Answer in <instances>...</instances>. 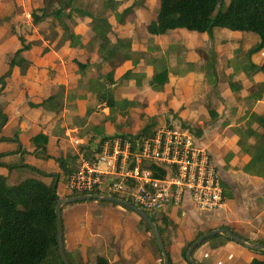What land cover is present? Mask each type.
Returning <instances> with one entry per match:
<instances>
[{
  "label": "crops",
  "instance_id": "0c3cea01",
  "mask_svg": "<svg viewBox=\"0 0 264 264\" xmlns=\"http://www.w3.org/2000/svg\"><path fill=\"white\" fill-rule=\"evenodd\" d=\"M223 1L226 4L228 0ZM18 7V0H0V75L7 69V62L10 56L20 47V36L26 42L40 40V43L32 44L29 49L21 52V55L27 60V63L21 66H15L12 69L10 78L0 93V109L7 116L6 122L0 130L1 134L6 128L10 129L13 134L16 131L22 134L19 136L20 144L18 150L16 149L17 146L0 141V153H6V155L0 158V162L2 165H13L19 159L20 152L25 150L30 153V157H33L30 164L46 172L57 173L60 172V169L54 158L58 156L61 149L71 151L72 154L77 155L78 164L80 158H85L80 150L81 147H88L91 156L97 142L102 137L94 134L95 138H91L92 140L89 138L86 141L76 133L75 127L69 128L64 123V136L61 142L58 135L60 133H57V129L59 130L60 127H58L57 121L67 115L65 113L58 114L57 111L49 109L46 103V98L50 95L51 87L54 84L61 83L70 86L72 79H75L76 84L79 82L80 77L78 72L75 76V71H73L72 76L69 75L63 59L65 55H67V59L71 58V60H83L88 57L90 48L87 46V43L93 35L89 25L90 18L88 16L74 17L73 31L81 35L80 46L71 48L67 43H64L61 47L55 49L52 43H49L43 38V34H47L48 30L42 29L40 23L37 25L33 24L30 13L26 11L24 4L22 5L24 20L22 25H20V16H14ZM138 10L140 16H135V23L133 24L129 21L131 16H126L120 25L116 24L114 16H106L114 28L108 38L114 41L118 37H131L132 51H146L148 41L150 40L161 47L166 44H174V41H181L183 43V46L188 49L185 52V56L177 57V52L171 51L173 54H170L167 84L163 86H150L148 84V88L154 92L161 94L170 92V96L167 99L168 107L173 108L179 115H191L188 114V105H186V110H181V106L179 105L183 102L188 104L189 99L192 101L194 93L200 97L199 99H201L202 103H194L193 106H198V104L199 106H203V117L211 115L210 112L212 111L214 117H219L222 104L229 105L228 109L230 112L233 106L235 120L248 109L264 116V91L262 92L261 98L254 103L247 99V95L250 92L258 89L257 87L249 90L250 87L257 84H264V72L251 74L241 69L234 71L233 66L227 63L228 60L234 58L235 52L238 50L240 51L238 56L242 57L258 41L255 36L246 32L215 27L212 30L211 36H208L207 33H201L200 36L196 37L188 32H183L179 34V38L175 37L173 42H167L165 38L167 32L161 34L156 30L155 13L157 9L151 13L145 7ZM125 22L126 24L123 25ZM12 23H15V29H12ZM29 32L31 34H28ZM193 37L196 41L191 45V39ZM157 45H154L153 49L156 50L155 47ZM201 45L203 46V58H200L195 53L196 51L194 52L195 49H200ZM91 50H94V48ZM158 52L163 51L157 50L155 56L160 54ZM212 55L215 75L212 77V83H208L204 71L201 72L198 68L201 65H205L206 60L209 57L211 58ZM100 61L98 56H96L94 60L95 66L92 70L97 69ZM250 61L256 65L263 63L264 47L256 53H253L250 56ZM186 62L193 63V69L184 76L176 75L174 71L177 68L183 67L182 65ZM103 64L108 65L105 62ZM71 65L74 66L73 63ZM132 68H134L133 70L135 72H144L146 76L144 80L150 79L153 73L152 67L146 65L144 59L141 57L135 67H133L130 61H124L123 65L119 67L121 71L119 69L115 71V79H118L125 70ZM74 69L76 70V68ZM234 84L239 85V89H234ZM185 85L188 87L184 88ZM177 87L182 89H176ZM179 90L181 91V100H178L175 95H172ZM238 92L241 95L236 96H241V104L238 105L236 103L233 105L231 103L233 101L235 103L234 95L238 94ZM138 93L140 94V92ZM146 95L144 93L142 102L139 100L140 97L138 98L135 94L132 96L123 95L121 97L137 101V106L140 108L145 107L141 111L145 112L146 116H153V111L157 106L154 107L152 103L158 99V96H155L150 101ZM160 99L162 102L165 99V95L160 96ZM91 113H94V111L90 112L88 116ZM107 114L108 109L106 108V112L102 115ZM234 124L235 121L233 124L230 123V125ZM83 125L86 126V124ZM160 126H165V124ZM166 126L180 125L170 124ZM221 128L228 130V127ZM59 131L62 132L63 129ZM106 133L107 130L105 128L104 135L108 136L109 134ZM39 134L43 137L36 141L33 140ZM232 137L234 142L230 150L236 151V136L232 135ZM74 138H77L79 143L74 144ZM213 146L214 144L210 139L203 146L207 148L211 156L212 152L209 150V147L212 149ZM226 153L220 151L218 154H221V158L223 159ZM239 153L244 157L243 166L248 157L242 152ZM239 153H236L235 156ZM45 154L48 157H44ZM225 168L228 170L231 167L227 166ZM0 174L4 176L3 173L0 172ZM41 180L48 184L51 179L48 177ZM59 183H62L64 188L62 194H59L62 198L68 195L69 192L66 189L65 181H60ZM227 200L230 199L224 198L223 202L225 203ZM82 209L84 210L79 209L75 204H64L60 212L65 247L71 255L74 264H93L95 256L103 257L107 261V264H160V259L149 245L148 234L142 229L139 224V216L134 212L118 204L113 206L97 201H86ZM128 212L133 213V215H129ZM165 217L168 222L171 221L173 225H177L175 230L171 231L169 224L164 225L158 221L163 228L162 236L167 243L166 250L169 253L171 264H188L181 256V247L186 241L192 238L193 231L200 228V222L202 221L199 219V223H197L194 220H190L186 218L185 211L182 213L178 209L169 210ZM203 246L198 249L196 248L197 250L195 249L193 252V255L197 252V255H195L197 258L195 259L201 263L205 261L204 263L207 264H238L243 259L248 263L255 257L253 255L251 256V249L235 241L234 244H229L227 241L223 245H217V247Z\"/></svg>",
  "mask_w": 264,
  "mask_h": 264
},
{
  "label": "trees",
  "instance_id": "16d2710c",
  "mask_svg": "<svg viewBox=\"0 0 264 264\" xmlns=\"http://www.w3.org/2000/svg\"><path fill=\"white\" fill-rule=\"evenodd\" d=\"M79 3V0H42V5L33 9L30 12V16L33 24L36 25L48 21L49 33L43 34V38L49 43L53 42L57 35L56 29H59L58 44L54 45V48H58L64 43H67L71 48L80 46L81 35L73 31L74 17L88 16L90 18L89 25L93 35L87 43V46L90 49L94 48L101 62L107 63L110 69L102 73L98 68L92 70L91 63L88 59H74L73 64L80 77V82L76 84V88L78 87L84 92L77 94V96L81 100L87 98V94L94 98L98 104L108 109V114L102 118L103 122L109 120L111 123H114L115 117L127 116L129 110L137 106V102L133 99L126 97L115 98L114 89L117 80L133 79L135 85L140 86L146 77L144 72H135L133 69H127L118 79H115V67L124 61H130L134 66L141 57L133 56L131 38L118 37L114 41L108 38L114 28L106 16L93 14L84 6H80ZM157 3L155 23L156 30L161 34H165L170 30L184 29L197 33H207L208 36H211L212 30L215 27L256 34L258 41L242 57L238 56L239 50L235 52L234 58L228 60L227 63L233 66L234 71L241 69L251 74L264 72V62L256 65L250 61V56L264 47V0H228L224 9H221L223 0H157ZM134 5L132 3L131 6L124 8L122 11H117V3L111 2V0H104L102 9L111 10L114 14L116 24L120 25L123 23L126 15L132 11ZM19 41L20 47L10 56L8 68L0 76V91L4 88L5 81L10 77L12 69L15 66H21L27 63V60L21 55V52L29 49L32 44L40 43L37 40L26 42L22 36L19 37ZM173 47L169 45L167 49L171 50ZM149 50H152L151 46ZM144 62L153 69V73L149 79V85H166L170 67L167 53H162L159 56H148ZM182 66L174 71L176 75L184 76L193 69V63L190 62H186ZM198 69L201 72L204 71L207 82L212 83V77L215 75L213 55L206 60L205 65H201ZM58 88L59 90L56 91ZM58 88L54 91L51 87V93L46 98V103L48 105L55 104L57 111H59L63 99V87L58 86ZM234 89H239V85L234 84ZM263 91L264 84H260L257 90L247 95V99L254 103L261 98ZM85 93L87 94L85 95ZM69 95L71 96L72 94L70 93ZM91 111L92 109H87L84 117H87ZM210 113L213 115V111ZM6 119L5 112L0 109V130L6 122ZM83 124H85L84 119L82 120ZM155 127L156 123L151 118H148L139 132L132 137H149L153 134L156 129ZM221 127H228L229 132L236 136V151L229 150L224 155L225 167L229 166L228 163L236 153L242 152L248 159L241 170L248 175L264 179V116L248 109L235 120L234 125H230V122L225 120L221 123ZM115 128L118 129L117 127ZM91 130L94 134L102 136L100 138L101 140L111 137L104 135V123L101 125H93ZM121 136L129 135L125 134ZM42 137L39 134L33 140L36 141ZM15 139L17 141V138ZM82 148L80 150L83 156L90 158L89 148L85 146ZM4 155L6 153H0V158ZM54 159L60 172L48 173L35 166H30L38 175L50 177L51 180L48 184L40 178L28 177L17 184L7 186L5 177L0 174V264H63L57 244L55 206L58 199L61 198L57 192V187L60 181L66 182L68 176L76 168L78 158L71 151L61 149L58 156ZM0 165H2L1 162ZM8 167L13 168L14 165H9ZM150 167L155 175H161L164 172L163 170L156 169L153 164H150ZM221 184L224 198L232 199L233 195L227 184L224 182ZM70 196H76V194L69 193L65 195V197ZM122 198L129 200L126 197ZM98 201L113 206L117 205L113 202ZM145 212L157 226L166 250L167 243L163 239V228L160 226V223L167 225V218L164 215H156L148 211ZM139 224L148 234L149 241L154 251L158 252V258L160 259V264H162V255L150 226L140 217ZM224 228L241 237L231 228ZM211 230L208 229L199 232L184 243L180 251L184 260L190 244L203 233ZM222 235L216 234L203 238L193 249L191 254L192 259L197 261L193 255L196 248L204 245L209 239L216 236L222 237ZM225 238L227 241H233L228 235ZM241 238L244 239L243 237ZM244 240L246 241V239ZM257 243L263 244L261 241ZM63 247L69 263L74 264L71 255L65 247L64 239ZM252 252L259 257H253L246 264H264V249L252 250ZM166 253L169 264H171L167 250ZM197 262L203 264L200 261ZM93 264H107V261L101 256H95Z\"/></svg>",
  "mask_w": 264,
  "mask_h": 264
},
{
  "label": "rangeland",
  "instance_id": "374dc122",
  "mask_svg": "<svg viewBox=\"0 0 264 264\" xmlns=\"http://www.w3.org/2000/svg\"><path fill=\"white\" fill-rule=\"evenodd\" d=\"M80 6H84L87 8L91 13L96 15H103V16H114L113 12L109 9H102V4L104 0H79ZM111 2L117 3V11H122L124 8H127L134 3V7L132 8V11L129 12L126 16H131L130 22L135 23V16H140L139 10L142 7H145L146 10H149V12H153L158 7V3L156 4L157 0H111ZM19 7L17 9V12L14 16H20L19 21L22 25V22L24 20V12L22 10V5H25L26 11L29 13L42 5V0H18ZM21 6V8H20ZM226 6L225 2L221 4V9H224ZM220 7V6H219ZM16 9V8H15ZM128 21V22H129ZM15 24V23H14ZM12 23V29H15V25ZM42 29H49V23L48 21H45L44 23H40ZM126 22L123 24L125 25ZM57 30V35L55 39L53 40V48L54 45L58 44V36H59V29ZM183 32H188L189 34H192L193 36H200L201 33L192 32V31H186L184 29H175L167 31V34H165V38L167 42H173V40L176 38H179V34ZM49 33V31L47 32ZM28 34H31L30 32ZM253 36H256L254 33H248ZM113 38V37H112ZM131 38V37H129ZM116 39V38H115ZM258 39V38H257ZM35 40V39H32ZM40 42V40H37ZM132 41V38H131ZM180 41V40H179ZM195 38L193 37L191 39V45L194 44ZM200 42V40H198ZM174 44H171L173 49L168 50L170 44H166L164 46H159L155 44L152 40L148 41L146 51L138 50L133 51V56L137 57L140 56L144 60L148 56H155V53L157 50H162L163 52H158L160 54L167 53L168 59L170 60V54H173L171 51L177 52V57L185 56V52L188 51L185 46H183V43L174 41ZM154 45H157L155 49ZM62 46V45H61ZM59 46V47H61ZM152 47V50H149V47ZM58 47V48H59ZM55 48V49H58ZM162 48V49H159ZM194 48V47H193ZM195 49V48H194ZM156 51V52H155ZM191 51V49H190ZM196 51V52H195ZM171 52V53H170ZM197 55H199L200 58H203V46L201 45L200 49L194 50ZM209 52V51H208ZM85 53V52H84ZM159 54V55H160ZM158 55V56H159ZM67 55L64 56L63 61H65V67L67 69V72L69 75L74 76L77 75V72L74 68L75 66L71 65L73 63V60L71 58H66ZM95 50L89 49L88 51V59L91 63V69L95 66L94 60L96 58ZM85 58V57H84ZM83 59V60H86ZM92 60V61H91ZM100 63V64H99ZM97 68L100 72L104 73L108 69H110L109 65H104L103 62H99ZM124 62H120L116 67L115 70L119 69L120 66L123 65ZM97 64V63H96ZM109 66V67H108ZM135 67V65L133 66ZM7 68H8V62H7ZM90 69V70H91ZM134 69V68H132ZM7 70V69H6ZM5 70V71H6ZM121 71V69H119ZM3 74V73H2ZM1 74V75H2ZM0 75V76H1ZM10 78V77H9ZM8 78V79H9ZM7 79V80H8ZM71 85L67 86L65 84H54L52 86L53 90L55 91L58 86L63 87V99L61 101V106L59 111L56 110L55 104H49L48 108L52 109L53 111H57L58 114L65 113L67 116L62 117L57 121V125L59 127V130H62L60 132L57 129V133L59 135V138H63L64 134V126L65 123L67 127H75L76 133L79 136H82L84 140H88L89 138H95L94 133L91 130V127L93 125H101L104 123V126L107 130L106 134H109L108 136H119V135H129L134 136V134H137L139 130L143 127L145 122H147L148 118H151L155 123L156 127L165 124L166 125H180L181 127L187 128L197 139L198 144L203 146L208 143V140L213 142L214 146L211 149L209 147V150L212 152V159L213 162L216 165L217 170L220 173L221 180L227 184L230 191L233 194V198L230 200L225 201L224 205L222 204L220 207L210 210V211H196L191 207L189 202H186L184 204V210L186 213V218L190 220H194L197 223H199V219H201L202 222H200V228L193 231L191 237L195 236L199 232L206 231L208 229H214L219 227H229L233 231H235L236 234L240 235L244 239H246L247 242L251 243H257L261 241L264 244V179L249 176L244 174L240 167L242 166V163L244 161L243 155L240 153L237 154L232 161L228 163L230 169L226 170L225 166L226 163L224 159L221 158V154H218L220 151L223 153H226L228 150L232 148V144L234 142V139L232 137V134L227 129H222L221 123L225 120H228L231 124L234 123V110L232 106V110L230 112L229 105L222 104V108L219 112V117H214L213 115H209L207 117H203V106H193L194 103H202L201 99H199V96H196L193 93V99L192 101L189 99L188 104L181 103V110H186V105H188V114L191 115H179L176 111L168 107L167 99L170 92L168 93H157L152 90H150L148 87L149 79L143 80L142 84L140 86H136L133 79L130 80H117V83L115 85L114 89V96L116 98H119L123 95H136L138 98L140 97V102H142V97L144 98V93L147 94L146 96L151 101L155 96H158V99H156L152 104H154V107L156 109L153 111V116H146L145 112H142L141 109H145V107H139L135 106L134 108L129 110V114L127 116H117L115 117L114 123H111L109 120H106L103 122L102 118L104 117L102 114L106 112V107L103 105L98 104L95 100H92V98L85 93L87 98H84L83 100L79 99L77 94L84 93L82 92L78 87L76 88V81L75 79H72ZM80 82V79H79ZM78 82V83H79ZM77 83V84H78ZM7 84V81H5L4 87ZM1 85V84H0ZM152 86V85H151ZM260 86L259 84L254 85L249 88V90H253ZM188 87L187 85L184 86V88ZM234 87V86H233ZM176 89H182L180 87H177ZM59 88L56 90L58 91ZM2 91V90H1ZM0 91V93H1ZM234 91V90H233ZM140 92V94L138 93ZM72 94L71 96L69 94ZM173 93V92H171ZM66 95L67 98H66ZM165 99L161 102L160 96H164ZM172 95H175L178 100H181V91H177L176 93H173ZM241 95L240 92L238 94H235V103L234 101L231 104H241ZM89 96V97H88ZM65 98V99H64ZM137 102V101H136ZM227 103V102H226ZM230 104V103H228ZM40 106V105H37ZM199 108V109H198ZM235 108V107H234ZM87 109H92L94 113H91L89 116L84 117V114ZM91 111V112H92ZM201 111V112H200ZM179 112V111H178ZM183 114V113H182ZM7 117V116H6ZM54 118V117H53ZM67 119V120H66ZM85 120L86 126L82 125V120ZM208 119V120H207ZM53 120V119H52ZM207 120V121H205ZM117 127L118 129H114ZM155 127V128H156ZM16 135V137H14ZM22 135L21 133H12L10 129L6 128L5 131L1 134L0 131V138H2V142H6L7 144H12L13 146H17L16 149L18 150L20 140L19 136ZM5 138V139H4ZM17 138V141L16 139ZM92 140V139H91ZM85 141V142H86ZM205 142V143H204ZM218 154V155H216ZM19 159L16 161L13 168H9V164L7 165H0V172L4 174L5 182L7 186H12L14 184L19 183L23 179H26L28 177H35V178H48L44 176H40L34 171L30 166H33L30 164V161L33 157H30V153L26 152L25 150L23 152H20ZM44 157H47L45 154ZM38 159V158H37ZM49 173V172H48ZM64 188L63 184L59 183L57 187L58 194H62ZM86 201H97L98 200H85L82 202H74V203H68L66 205H72L75 204L79 209H82ZM129 215L133 213L128 212ZM135 216V215H134ZM125 222V220H124ZM168 224L171 226V231H174L177 225H173L171 221L168 222ZM227 234L224 233L222 237H213L206 241V243L201 246L203 247H216L217 245H223L225 242H227L225 236ZM229 244H234V241H228ZM149 245L151 246V249L153 252H155L156 256H158V252L154 251L153 246L149 242ZM198 247V248H201ZM197 248V249H198ZM196 249V250H197ZM251 256H257L255 253H250ZM195 255H197V252L194 254V257L197 258ZM205 262V261H204ZM203 264H207L204 263ZM247 261L245 259L241 260L238 264H246Z\"/></svg>",
  "mask_w": 264,
  "mask_h": 264
},
{
  "label": "built area",
  "instance_id": "2783aa9c",
  "mask_svg": "<svg viewBox=\"0 0 264 264\" xmlns=\"http://www.w3.org/2000/svg\"><path fill=\"white\" fill-rule=\"evenodd\" d=\"M150 164L163 174L155 175ZM221 182L210 152L187 128L160 126L146 138L100 139L90 158H80L65 186L76 195L126 197L144 211L166 216L171 209L183 213L186 202L198 211L220 207Z\"/></svg>",
  "mask_w": 264,
  "mask_h": 264
},
{
  "label": "water",
  "instance_id": "95a60500",
  "mask_svg": "<svg viewBox=\"0 0 264 264\" xmlns=\"http://www.w3.org/2000/svg\"><path fill=\"white\" fill-rule=\"evenodd\" d=\"M85 200H103L107 202H113L118 205L124 206L125 208L131 210L136 215H138L142 220H144L150 226L153 232L157 246L162 255V264H169V259H168V256H167V253L164 247V243L161 239V235L158 231V228L155 225V223H153V221L149 218L147 213L126 199H122V198H118V197L110 196V195H101V194H84V195H76V196H70V197H62L58 199L56 206H55L56 225H57V244H58V251H59L63 264H70V263L65 255V251L63 247L62 222H61V214H60L61 207L64 204L85 201ZM224 233H226L233 241H235L238 244H241L242 246L246 248H249L251 250L264 249V244L247 242L241 237L230 232L228 229L224 227H219V228H214L211 231L203 233L200 237H198L196 240H194L190 244V246L187 249L186 255H185L186 262L188 264H199L197 261H195L191 257L193 249L202 241L203 238H207V237H210L216 234H224Z\"/></svg>",
  "mask_w": 264,
  "mask_h": 264
}]
</instances>
